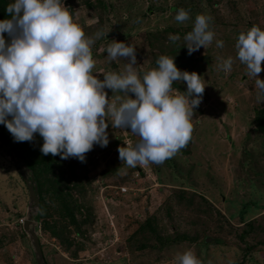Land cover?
<instances>
[{
  "label": "rangeland",
  "instance_id": "1",
  "mask_svg": "<svg viewBox=\"0 0 264 264\" xmlns=\"http://www.w3.org/2000/svg\"><path fill=\"white\" fill-rule=\"evenodd\" d=\"M113 1L116 4L115 12L109 14V18L104 16L103 24L99 22V15L90 10L79 9L73 16L86 36L94 37L97 32L103 33L94 40V43L102 40L93 56L95 65L92 71L97 77L103 75L100 72L106 71L103 66L110 68V63L116 62L118 68L123 70L127 62V58L111 62L106 59L105 50L112 39L134 46L136 67L145 69L152 56V39L145 34L148 32L149 35L157 25L170 24L177 27L178 24L193 23L196 17L195 14L189 15L187 21L178 23L173 21L172 16L167 17L166 10L160 8L162 11L157 10L148 18L143 14L144 0ZM245 1L251 22L263 29L264 0ZM62 2L68 8L67 2ZM129 3L133 4L131 10L127 8ZM209 12L206 11L207 15ZM139 17L141 22L131 30L130 26ZM212 24L215 26V37L206 46H212L211 51L219 58L232 56L234 60L232 70L227 74L224 72V75H219L221 69L217 67L218 58L212 61L211 68L217 72V90L214 91L211 85L206 84L207 80H203L205 87L202 100L194 108L191 120L193 137L190 146H185L183 152H176L168 158L171 162L165 165L160 163L156 169L142 165L147 178H141L138 186L140 181L134 183L131 180L134 176L133 167L122 162L117 151L119 146H126L124 142H135L138 137L128 129L112 128L109 124L106 129L108 137L114 138L118 134L117 140L109 142L106 147L94 145L85 154L91 162L85 160L84 171L90 177L88 186L95 190L91 196L96 199L97 206L94 209V223L87 224V234H90L86 240L87 247L78 258H72L69 251L61 250L58 240L50 233L43 232L44 264H175L176 253L186 249H191L201 264H254L244 258L237 237L245 221L252 218H257L260 223L264 221V148L251 126L254 116L251 106L260 107L264 101L257 100L255 77L247 75L246 66H240L239 60L235 59V43L231 44L225 39L235 29L233 18L220 15ZM249 28L239 27L240 31ZM222 36L225 39L223 47L218 48L215 42L222 40ZM221 49L226 53L225 57ZM258 76L264 79V63ZM116 94L111 92L108 97L116 102L113 99ZM249 131H252L251 135H247ZM243 146L247 148L245 153ZM0 153V228L13 230L14 221L20 213L25 217L35 213L36 209L29 201L27 187L19 174L20 170L15 167L14 157L2 148ZM247 155L250 161L254 160L252 164H249L248 158L243 163ZM69 159L79 161L76 158ZM127 179L133 182V186L124 184ZM159 184L162 186H157ZM159 187H162L161 191ZM182 192L186 196L184 200L181 198ZM157 210L161 211V219L155 225L160 229L166 228L167 233L162 237L174 240V245L159 251L160 256L155 258L156 250L152 253L139 250L137 242L129 235L141 225L142 220L157 213ZM262 226L263 229L257 230L259 238H264V224ZM144 231L140 234L144 238H141V242L153 243L159 240L152 231ZM27 234L24 237L17 235L14 239L11 238L12 234L9 235L5 241L7 252L12 258L0 251V264H34L30 253L33 243ZM200 239L208 241L209 246H201ZM120 244L122 248L118 246ZM259 249L252 258L258 264H264V248ZM79 260L81 262H77Z\"/></svg>",
  "mask_w": 264,
  "mask_h": 264
},
{
  "label": "clouds",
  "instance_id": "2",
  "mask_svg": "<svg viewBox=\"0 0 264 264\" xmlns=\"http://www.w3.org/2000/svg\"><path fill=\"white\" fill-rule=\"evenodd\" d=\"M5 12L9 15L0 19V124L15 142H30L38 134L42 154L85 162V154L94 145H108L106 129L111 124L138 137L117 149L119 159L134 168L160 164L190 140L193 110L205 87L195 71L180 70L174 57L160 55L156 67L141 74L135 47L112 39L106 59L127 58V62L123 70L100 72L103 79H99L92 71L91 46L103 33L86 36L62 0H11ZM174 19L183 23L189 13L180 8ZM211 20L209 15H196L183 37L189 54L213 42ZM169 39L179 36L169 34ZM215 43L223 47L222 40ZM235 49V59L246 66L247 75L255 77L258 102L264 101V79L258 76L264 61V30L252 25L241 31ZM233 60L232 56L218 58V69L229 73ZM176 81L186 82V91L173 89ZM105 89L127 98L117 96L119 103L113 102ZM10 156L18 164L15 155ZM34 214L30 223L40 239L41 224L33 219ZM27 219L28 215L17 219L25 231ZM174 262L201 264L191 249L177 252Z\"/></svg>",
  "mask_w": 264,
  "mask_h": 264
},
{
  "label": "trees",
  "instance_id": "3",
  "mask_svg": "<svg viewBox=\"0 0 264 264\" xmlns=\"http://www.w3.org/2000/svg\"><path fill=\"white\" fill-rule=\"evenodd\" d=\"M65 1L68 4L69 12L73 16H75V13L79 9L90 10L93 14L99 15L100 24H103L104 16L108 17V15L112 12H115L116 9V4L113 0ZM9 2H11V0H0V19H4L9 15L5 12V6ZM142 4L144 5V16H147L149 18L156 12H158L157 10L162 8V10H166V12L168 13L167 17L172 16L174 22V17L177 14L178 9L180 8L185 9L189 13V15H197L201 13L205 14L208 10L210 11V14L208 15L212 17V20L210 21V28L212 30L215 29L212 21H217L220 15L223 17H231L233 18L235 29L232 30V35L229 33L228 39L227 37L225 38L227 41H230L231 44L235 43L237 35L241 32L239 27H251L253 25V22H251V19L249 17L250 15L247 13L245 0H157L156 2L146 0V4L144 0ZM127 8L131 10L133 8V4L129 3ZM220 11H222V13ZM140 22L141 18L139 17L138 20L135 21V23H132L130 29L133 30L135 24H139ZM184 24L185 25L178 24L177 27H174L170 24L157 25L154 31L149 32V35L147 32L145 36L147 35L152 39L150 43V51L152 53V56H150L151 61L146 65L145 69L138 70L141 74H143V72L156 67L155 62L160 55H168L170 57H174V62L180 70H186L188 72L195 71L198 75L201 76L202 82L204 79H206V84L211 85V88L216 91V84L218 82V79H216L217 77L215 76V74H217V72L215 71V69L211 68V66L212 61L219 58V56H216L214 51H211L212 46H201L199 49L189 54L187 48L185 47V41L183 37L188 31L191 30L193 23ZM262 30H264V27ZM169 32H172L173 35H178L179 39L175 41L170 40L168 34ZM160 33L164 34L160 35ZM5 37L7 40V34H5ZM221 38L222 41L225 40L223 36ZM101 41L99 40L98 42H96L97 44L94 43L92 45L93 47L91 46L92 56L97 53V47L100 45ZM222 53V56L225 57L226 55L224 54L226 53H224L223 50ZM263 63L264 61L261 62V64ZM110 64V68H107L105 66H103V68L106 71H109V69L112 68L117 71L120 70L116 62H111ZM240 66L243 67V64H240ZM219 75H224V71L222 69L219 71ZM98 78L103 79V75H99ZM172 88L180 91H186V82L176 81L173 83ZM111 92L112 91L110 89H107V94H110ZM115 93H117L115 97H113L114 95L112 96L114 100H116L117 96H120L124 99L127 98L124 96V94L120 95L118 94V92ZM116 103H119V101L116 100ZM251 109L254 115L251 120V126L253 128L252 131L257 132L258 137L263 142L262 147L264 148V103L260 107H256L253 105V107L251 106ZM110 119L111 118H109V121ZM252 131H249L247 135H251ZM118 136V134L115 135L114 138L109 136V142H114L115 140H117ZM110 137L112 138V141H110ZM192 137L193 133L191 134V138L185 146H190V144L192 143ZM218 142L221 143L220 141ZM42 143V138L38 134L35 135L34 139L30 142H15L6 127L3 124H0V148L5 150L6 153H9V155L10 153L14 154L17 160H23L25 166L24 169L23 166L19 163H15V167L20 170L19 174L21 173L22 175V180L23 182H25L28 193L29 190L26 178L33 186H36V193L39 197L40 204L35 214L33 215V219L41 224V234H43V232L50 233L52 237L58 240L63 252L69 251V254L72 258H78L80 252L85 250L87 247L86 240L90 235L87 234L89 233L87 224L94 223V209L97 206L95 205L96 199H93L91 194L92 192H95V190L90 189V187L88 186L90 183V177L84 171L86 162L77 160L74 161L69 158L62 159L59 155H44L40 152V146ZM185 146L179 149L177 152H183ZM243 150L245 153L247 151V148L243 146ZM247 158L249 160L248 155L244 156L243 163H245V160H247ZM85 160H87V162H91L90 158L88 159L86 157ZM253 161L249 160V164H252ZM167 162L171 161H168L167 158L162 163L165 165L167 164ZM159 165L160 164L155 163L148 164V166H152L153 169H156ZM133 169L134 172L132 174L134 176L131 177V180L134 183L140 181V183L138 184L139 186L141 184L140 179L145 177L147 178V176L143 172L142 165H137ZM101 177H104V175H102ZM132 181L127 179V182H125L124 184L133 186ZM145 182H147V180L143 183ZM120 183L123 184L122 182ZM157 186L162 185L159 184ZM161 188L162 187H159L160 191ZM259 188H262V186H260ZM146 189L147 193L148 188ZM113 193L115 195H118V193H116L115 191ZM184 196L185 193L182 192L181 198H183ZM184 199L185 198H183V200ZM160 207L161 205L158 207V210H160ZM158 210L156 211L157 213H153L142 220L143 222H141V225H139L138 228L135 229L131 235H129L132 240L137 242L136 247L139 250L147 251L148 253H152L156 250L155 258H158L160 256L159 251L165 249L167 246L171 247L172 245H174V243H172V241L174 240L168 239L167 237H165L166 239L162 237L167 233V230H165L166 228L160 229L157 225H155V223L159 219H161V217L159 216V213L161 211ZM22 214L23 213H20L19 215L21 216ZM169 215L170 213H168V216ZM18 218H16L14 221V226L12 228L13 230H5L0 228V251L2 253L6 252L7 255L10 254H8L7 252L5 240L9 237L10 234H12V239H14L17 235L22 237H24L25 235L28 236V234L24 230L23 225L19 221H17ZM263 224L264 221H261L260 223L257 218L249 219L245 221V223L243 224V229L238 233L237 237L240 245L242 246L241 249L242 252H244V258H248V260H251L254 264L258 263L254 258H252L253 254L255 252H259V248H264V238H259V235L257 233L258 229H263ZM144 229H147L149 232L152 231V234H156L159 240L153 243L141 242L140 240L144 238H142L140 234L145 232ZM40 241L43 249V254L45 256V249L42 238H40ZM217 241H220V239ZM139 242L141 243L139 244ZM199 243H202L201 246L204 247L209 246L208 241H206L205 239H200ZM118 246L122 248L123 245L120 244ZM30 253L33 255L34 264H38L35 250L30 249ZM10 257L12 258V255H10ZM77 262H81V260Z\"/></svg>",
  "mask_w": 264,
  "mask_h": 264
},
{
  "label": "water",
  "instance_id": "4",
  "mask_svg": "<svg viewBox=\"0 0 264 264\" xmlns=\"http://www.w3.org/2000/svg\"><path fill=\"white\" fill-rule=\"evenodd\" d=\"M20 165L24 164L23 160L20 159L18 162ZM28 190H29V201L31 204L34 203V208L37 209L39 207L40 201L39 197L36 193V186H33L28 179H26ZM32 218V213L28 214V219L25 222V229L29 233L32 243L35 249L36 259L38 264H44V254L41 246L40 239L35 231L34 225L30 223Z\"/></svg>",
  "mask_w": 264,
  "mask_h": 264
},
{
  "label": "flooded vegetation",
  "instance_id": "5",
  "mask_svg": "<svg viewBox=\"0 0 264 264\" xmlns=\"http://www.w3.org/2000/svg\"><path fill=\"white\" fill-rule=\"evenodd\" d=\"M22 166H23V169H24V167H25L24 164H22ZM23 169H22V170H23ZM25 177H26V176H25ZM26 179H27V178H26Z\"/></svg>",
  "mask_w": 264,
  "mask_h": 264
},
{
  "label": "built area",
  "instance_id": "6",
  "mask_svg": "<svg viewBox=\"0 0 264 264\" xmlns=\"http://www.w3.org/2000/svg\"><path fill=\"white\" fill-rule=\"evenodd\" d=\"M21 221H23V220L21 219Z\"/></svg>",
  "mask_w": 264,
  "mask_h": 264
}]
</instances>
